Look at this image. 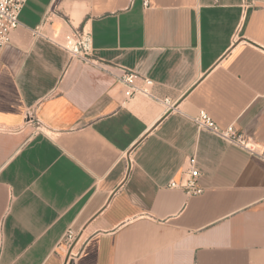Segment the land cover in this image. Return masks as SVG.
<instances>
[{
	"label": "crops",
	"instance_id": "0c3cea01",
	"mask_svg": "<svg viewBox=\"0 0 264 264\" xmlns=\"http://www.w3.org/2000/svg\"><path fill=\"white\" fill-rule=\"evenodd\" d=\"M20 21L0 55V264H264V156L190 119L264 150V0H29ZM43 23L180 112L34 38ZM192 157L197 196L169 187Z\"/></svg>",
	"mask_w": 264,
	"mask_h": 264
},
{
	"label": "built area",
	"instance_id": "2783aa9c",
	"mask_svg": "<svg viewBox=\"0 0 264 264\" xmlns=\"http://www.w3.org/2000/svg\"><path fill=\"white\" fill-rule=\"evenodd\" d=\"M28 1L29 0H0V55L4 47L11 43L13 33L21 26L20 16ZM147 4L146 2V5ZM48 19H50V17H48L47 20ZM45 23L32 30V36L34 38L46 39L65 50L72 61H78L83 65L112 76L116 82L127 89L131 95H140L159 102L163 105L166 113L180 112V105H178L177 101L169 97L161 98L154 93L155 82L151 78L124 69H119V72H115L112 70L113 68L103 60L95 57L93 55L90 35L84 30L74 29L70 35L60 39L56 35L49 36L44 32ZM190 119L196 124L200 131H207L223 140L225 143L245 150L252 156H264V150L261 149L253 139L239 132L234 125L221 127L205 111H200L198 115ZM29 121L35 126L32 135L43 132V127L39 120L30 118ZM128 162L131 171L135 166V162L130 157ZM200 176L201 173L197 167L196 158L192 157L188 161V168L183 172L182 180L179 182L172 181L169 187L172 189H183L191 196L201 195L204 190L198 185ZM75 238L74 232L70 231L65 237L66 244L72 246L76 240ZM66 264H70V262Z\"/></svg>",
	"mask_w": 264,
	"mask_h": 264
}]
</instances>
